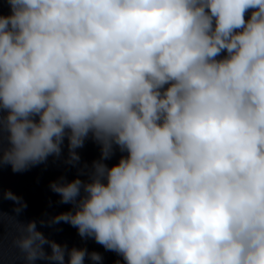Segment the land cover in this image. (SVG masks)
I'll return each instance as SVG.
<instances>
[{"label": "clouds", "instance_id": "9594fccd", "mask_svg": "<svg viewBox=\"0 0 264 264\" xmlns=\"http://www.w3.org/2000/svg\"><path fill=\"white\" fill-rule=\"evenodd\" d=\"M6 2L0 168L59 159L65 140L77 167L86 140L100 146L49 184L71 210L39 223L123 264H264V0ZM5 219L25 264L103 260Z\"/></svg>", "mask_w": 264, "mask_h": 264}, {"label": "water", "instance_id": "95a60500", "mask_svg": "<svg viewBox=\"0 0 264 264\" xmlns=\"http://www.w3.org/2000/svg\"><path fill=\"white\" fill-rule=\"evenodd\" d=\"M0 14H10L9 5L6 0H0ZM81 161L77 167L67 165L64 161L68 155L67 140L63 146V155L57 159L49 157L46 163L31 167L23 172H13L8 165L0 168V193L11 190L18 196H21L27 203V207L17 215L13 209L14 203L10 200L0 198V212L6 215L15 216L17 220L23 223L35 220L37 228L51 240L60 244H67L71 247H86L89 252L97 251L101 253L103 260L101 264H116L117 260H121L114 252L106 251L101 245L97 244L92 238L82 239L76 228L66 223L57 225H41L40 220H48L50 217L64 211L71 210L70 204L59 203V196L53 193L49 184L64 176L67 180H72L78 175V168L87 163L91 165L92 161L100 157V146L92 139L85 141L84 147L77 149ZM121 153L116 151L111 160L107 161L109 165L118 162ZM86 179V177H81ZM14 236L13 229L9 226L5 219L0 223V264H25L21 258L19 250L12 243ZM45 250L50 252L48 245H45ZM35 264H49L48 261L37 260ZM85 264H92L91 261H85Z\"/></svg>", "mask_w": 264, "mask_h": 264}]
</instances>
